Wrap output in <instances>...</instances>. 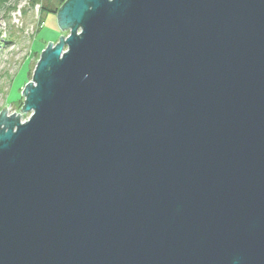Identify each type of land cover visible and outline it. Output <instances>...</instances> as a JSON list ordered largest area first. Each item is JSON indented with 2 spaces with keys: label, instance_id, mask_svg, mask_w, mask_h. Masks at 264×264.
I'll return each mask as SVG.
<instances>
[{
  "label": "water",
  "instance_id": "obj_1",
  "mask_svg": "<svg viewBox=\"0 0 264 264\" xmlns=\"http://www.w3.org/2000/svg\"><path fill=\"white\" fill-rule=\"evenodd\" d=\"M0 114V264H264V0H65Z\"/></svg>",
  "mask_w": 264,
  "mask_h": 264
},
{
  "label": "rangeland",
  "instance_id": "obj_2",
  "mask_svg": "<svg viewBox=\"0 0 264 264\" xmlns=\"http://www.w3.org/2000/svg\"><path fill=\"white\" fill-rule=\"evenodd\" d=\"M52 3H54L52 1ZM54 14H45L31 0H2L0 3V114L22 110L23 91L30 81L44 46L58 42L62 34Z\"/></svg>",
  "mask_w": 264,
  "mask_h": 264
},
{
  "label": "trees",
  "instance_id": "obj_3",
  "mask_svg": "<svg viewBox=\"0 0 264 264\" xmlns=\"http://www.w3.org/2000/svg\"><path fill=\"white\" fill-rule=\"evenodd\" d=\"M31 1L34 5L39 4L40 10L44 12L46 15L49 13L56 15L57 10L64 3L65 0H31ZM52 1L54 3H52ZM1 2L2 0H0V3Z\"/></svg>",
  "mask_w": 264,
  "mask_h": 264
}]
</instances>
